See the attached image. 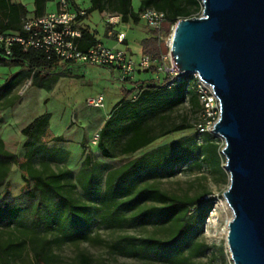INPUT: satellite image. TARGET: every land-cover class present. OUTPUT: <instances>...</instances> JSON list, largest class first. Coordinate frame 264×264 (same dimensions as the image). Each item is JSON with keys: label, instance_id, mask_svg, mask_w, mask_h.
I'll use <instances>...</instances> for the list:
<instances>
[{"label": "rangeland", "instance_id": "1", "mask_svg": "<svg viewBox=\"0 0 264 264\" xmlns=\"http://www.w3.org/2000/svg\"><path fill=\"white\" fill-rule=\"evenodd\" d=\"M20 1L30 15L33 13V0H12ZM78 8L84 10L89 6V0H69ZM140 0H131V7L134 11L138 10ZM60 0H50L45 3L43 14L57 9ZM109 7V6H108ZM201 8V4H200ZM106 11H111L109 8ZM200 12H194L191 17L199 16ZM83 27L88 28L97 40L105 42L107 30L102 12L90 13L82 22ZM117 28L125 29L127 32L129 47L134 52H140L139 41L148 33V26L140 18L137 24L131 22L124 23L120 20ZM170 33V30L169 32ZM165 34L164 37H167ZM162 42L163 51H168V46ZM166 50V51H165ZM83 67H58L56 72L66 74L61 78L54 91L49 93L53 99L51 102H41L35 105H26L23 97L30 88V81H24L16 88V103L13 107L0 109V135L4 140L5 148L15 153L21 160H26L27 154L32 149L24 145L25 137L20 133V129L30 119L25 111L33 108L34 115L43 112L51 113L50 130L55 135L63 136L64 140L56 141L52 139L53 134L49 131L41 137L40 143L43 150L29 159V163L36 168L44 167L49 170H61L69 168L71 173L65 180V191L77 202L86 204L91 214V219L86 229V238L74 241H58L49 244L42 252L41 258L35 254L33 243L27 240L25 233L17 227H0V244L18 243L21 239L26 242L17 248L8 249L7 252H0V264H178V260L161 262L148 259H141L118 253L112 248L113 244H126L124 236L132 235L136 237H154L159 239H170L175 236L179 227L183 223V211L174 215L169 221L163 224H144L133 223L129 219L132 210L113 212L112 198L104 197L103 188L106 173L109 169L116 168L127 160L140 154L149 152L160 146L171 144L172 149L182 147L185 144H201L204 146V153L196 159L188 162H179L175 166L155 168V170L143 172L135 179V188L144 185H153L173 197L192 200L199 199L197 204L189 209L191 219L189 224H194L189 236L188 243L178 254L187 264H229V252L226 243L227 222L231 217V211L223 197V191L229 183V175L224 167V156L221 153L224 141L221 137L214 135L212 142L217 145V156L212 158L205 149L206 140L203 134L196 128L198 121V109L187 101L179 103L173 107H165L148 117V122L159 132L173 125L186 123L190 127L181 132H175L161 136L149 145L137 150L136 152L125 155L119 153V147L123 138L105 139L106 146L111 154L105 157L101 154L97 146L98 128L92 127V132L84 133L83 142L78 139L81 133L86 131L77 123V116L74 112L70 115L59 114L54 108L61 107H86L85 100L89 96L102 94L104 96V108L101 111L111 109L112 105L119 101L123 96V89H132L130 82L120 81L117 71L108 70L98 65H85L83 75L78 74V70ZM141 71V70H140ZM139 71V73H140ZM139 78L138 76H136ZM139 80V79H137ZM136 82V80H134ZM140 84V80L137 82ZM36 93V97L45 95V90L31 88ZM29 92V91H28ZM132 101V95L129 97ZM87 109H94L88 108ZM25 110V111H24ZM74 118L75 121H72ZM67 121V124H65ZM73 127L71 128V126ZM85 154L91 157V164L95 167L94 185L95 192L88 195L80 186L79 168ZM21 171L15 162L10 163V172L5 179V185L12 195H17L27 189L31 182L25 183L21 177ZM70 184H75L71 188ZM3 189V185L0 190ZM154 201L146 200L141 202L136 209L150 206ZM211 207L201 222L204 206ZM110 213L120 216L119 221L110 217ZM107 219H106V218ZM62 232L57 228L49 229L39 236L51 239L61 235ZM200 244L207 245V249L197 253ZM83 255L87 260L83 259Z\"/></svg>", "mask_w": 264, "mask_h": 264}, {"label": "trees", "instance_id": "2", "mask_svg": "<svg viewBox=\"0 0 264 264\" xmlns=\"http://www.w3.org/2000/svg\"><path fill=\"white\" fill-rule=\"evenodd\" d=\"M50 0H33V13L35 16L43 15L45 3ZM109 6V7H108ZM78 14L75 25L80 31V36L75 38L78 47L86 50L98 41L94 34L81 22L92 12H103L109 8L114 13L120 14V20L137 24L140 20V12L151 7L162 11L165 14V23L161 32L148 29L146 36L140 39V54L150 55L160 59L164 53L163 44L159 41V35L168 34L171 25L180 18L191 17L194 12H200V0H140L138 10L131 7V0H89V6ZM27 9L19 1L0 0V32L7 34L20 33L21 23L26 18ZM6 30H12L6 32ZM24 35V34H23ZM101 43V42H100ZM166 51V50H165ZM0 65L14 67L20 70L9 75L0 84V109H5L15 103V98L10 94L13 88L23 79H30V85L50 89L53 83L63 74L55 72L60 61L54 57H46L41 49L28 48L25 50L19 42H12L9 54L0 52ZM138 81L135 83L137 84ZM139 92L132 100H126L127 96L135 91L132 88L123 95L122 99L114 106L113 112L104 121L101 130L98 132L97 146L105 157L111 156L105 139L123 138L119 153L129 155L149 145L157 138L175 132H181L189 128L186 123L173 125L169 128L155 132V129L148 122V117L165 107H173L187 101L189 104L200 110V103L194 86V79L191 75H185L179 82L168 86L166 78L141 80L137 84ZM50 114L43 112L33 118L21 130L26 138L24 145L32 149L27 154L26 160H21L15 153L8 151L0 138V227H17L26 235L27 240L33 243L35 254L41 258V252L51 243L58 241H74L85 239V234L91 214L86 204L77 202L71 195L66 193L65 180L71 173L69 168L61 170H49L33 167L29 159L38 150H43V144L39 141L46 132ZM207 141L205 149L214 158L217 156V145L212 142L214 134L203 132ZM52 139L61 141L62 136H53ZM39 142V143H38ZM83 142V139L81 143ZM204 146L201 144H185L182 147L172 149L171 144L160 146L149 152L135 156L122 165L109 169L104 180V197L112 198L113 212L129 211L132 213L129 219L133 223L163 224L174 217L175 214L183 211V223L175 236L170 239H159L150 236L136 237L124 236L126 244L116 243L112 245L118 253L134 256L141 259H148L161 262L178 260V264H187L178 258V254L188 243L187 237L194 224H189L191 216L189 209L197 204L199 199L183 200L162 191L153 185H144L135 188V179L140 174L153 171L155 168L175 166L179 162H188L196 159L204 153ZM15 162L25 183L31 182L30 186L17 195H12L5 185V179L10 172V163ZM95 167L91 164V157L85 154L79 168L80 186L88 195L94 194V172ZM71 188L75 184H70ZM146 200L154 201L153 204L137 210V206ZM210 205L204 206L201 222L204 219ZM110 217L119 221L120 216L110 213ZM106 218V217H105ZM107 219V218H106ZM57 228L61 235L47 239L39 235L49 229ZM26 242L21 239L18 243L7 242L0 244V252H7L8 249L17 248ZM207 245L200 244L197 253L207 249ZM87 260L85 255L82 256Z\"/></svg>", "mask_w": 264, "mask_h": 264}, {"label": "water", "instance_id": "3", "mask_svg": "<svg viewBox=\"0 0 264 264\" xmlns=\"http://www.w3.org/2000/svg\"><path fill=\"white\" fill-rule=\"evenodd\" d=\"M200 4L199 16L174 24L169 56L179 74L208 83L220 103L211 132L224 141L233 264H264V0Z\"/></svg>", "mask_w": 264, "mask_h": 264}, {"label": "built area", "instance_id": "4", "mask_svg": "<svg viewBox=\"0 0 264 264\" xmlns=\"http://www.w3.org/2000/svg\"><path fill=\"white\" fill-rule=\"evenodd\" d=\"M79 13L82 14L83 11H77L69 0H60L57 9L40 16L26 17L20 26L24 35L0 32V52L4 50L6 54H9L10 45L16 41L25 50L28 48L41 49L46 57L54 56L60 62L110 67L117 71L120 81L130 82L132 88H135V93L132 94L133 99L139 92L137 84L134 82L136 69L151 70L157 76L156 78H166L168 86L179 82L184 76L179 74L181 72L172 65L169 51L160 54V59L147 54L141 55L138 59H133L125 48L121 46L108 47L100 42L93 44L86 50H81L75 41V38L80 36L79 29L75 27L78 24L76 17ZM102 16L109 32L115 33L117 44H121L125 39V32L114 30V27L120 22V14L103 11ZM140 18L148 28L157 30L159 33L166 20L164 12L151 7L142 10ZM174 24L171 25L167 37L159 35V41H164L168 49ZM191 76L194 79V86L200 103L196 128L200 133L211 132L220 114L219 100L212 87L204 82L197 73H193ZM85 104L88 107L101 108L104 106V97L102 94L89 96L86 98ZM95 139L98 140V136ZM229 264H233L230 252Z\"/></svg>", "mask_w": 264, "mask_h": 264}, {"label": "crops", "instance_id": "5", "mask_svg": "<svg viewBox=\"0 0 264 264\" xmlns=\"http://www.w3.org/2000/svg\"><path fill=\"white\" fill-rule=\"evenodd\" d=\"M12 1V0H11ZM13 2H16V1H13ZM20 2V1H19ZM70 3L74 6V8L75 9H77L76 7H75V4L72 2V1H70ZM87 8V7H86ZM31 16H35L34 15V13H31L30 15L28 14V13H26V15H25V17H31ZM126 29V28H125ZM125 29L123 30V29H120V28H117L116 26L114 27V30H116V31H123V32H125V39L123 40V42L121 43V44H117V41H116V38H115V33H110L109 32V30H107V36H108V38H106L105 40V42H101L102 44H104L105 46H108V47H113V46H121V47H123V48H125L126 50H127V52H128V54L133 58V59H138L140 56H141V54H140V52H134L132 49H130V47H129V42H128V37H127V32L125 31ZM9 32L10 31H12V30H8ZM7 30H6V32H8ZM147 35V34H146ZM145 35V36H146ZM97 36L95 35V38H96ZM98 38V37H97ZM96 38V39H97ZM143 38V37H142ZM79 66H85L84 64H78V63H69V62H60V65H58L57 66V68L58 67H66V68H70V67H72V68H74V67H79ZM83 67H81L79 70H78V74L80 75V76H82L83 75ZM101 67H103V68H106V69H108V70H110L111 68L110 67H107V66H101ZM56 69V68H55ZM18 70H20V68L19 67H17V66H14V67H8V66H1L0 65V84L1 83H3V81L9 76V75H11V74H13V73H15L16 71H18ZM141 70V71H140ZM55 71V70H54ZM111 71V70H110ZM139 71H140V73H139ZM56 72V71H55ZM63 75L62 76H60L54 83H53V85H52V87L50 88V89H44V88H39V87H35V86H33V85H30L29 87L30 88H28V90H27V93L25 94V96L23 97V100H24V103L26 104V105H30V107L32 106V105H35L36 103H41V102H51V99H53V97H51L50 95H49V93H51V92H53L54 91V89H55V87H56V85H57V83H58V81L61 79V78H63L64 76H66V74H64V73H62ZM136 76H138L139 78H137ZM157 76H155V73H153L151 70H146V69H136L135 71H134V80H136V81H141V80H147V79H157L156 78ZM163 77H161V79H162ZM137 79H139V80H137ZM26 80H29L30 81V79L29 78H27V79H23L22 81H20L14 88H13V90L10 92V94L9 95H11V96H13L14 98H15V103H16V88L17 87H19L24 81H26ZM36 88V89H42V90H45L46 91V93H45V95H43V96H41V97H36L37 95H36V93H34V92H32V91H30L31 90V88ZM29 91V92H28ZM128 90H124L123 89V95H125L126 94V92H127ZM133 93H135V91H133L131 94H129L128 96H127V98H126V100H129V97L133 94ZM104 97V96H103ZM123 97V96H122ZM122 97L119 99V101L122 99ZM119 101H117V102H115L113 105H112V107H111V109H109V110H107V111H101L100 110V108H94V109H87L86 107H88V106H86V104H85V106L86 107H74V106H72V107H68V106H63V107H61V101L60 100H58V105L60 106L59 108H54V110L55 111H57V113L59 114V118H61L62 117V115H70V114H72V112H74L75 114H76V116H77V123H78V125H81V126H79V127H82L83 129H85L86 131H83L82 133H81V137H80V139H78L80 142L82 141V139H83V137H84V133H91L92 132V125L93 126H95L96 125V127L98 128L97 130L98 131H100L101 130V128H102V126H103V123H104V121L110 116V114L113 112V108H114V106L119 102ZM15 103L11 106V107H13L14 105H15ZM30 107H29V109H27L26 111H25V114H26V116L27 115H29V117H30V119H29V121L25 124V125H27L33 118H35L36 116H38L39 114H41V113H39V114H37V115H34L35 113H34V111H32L33 110V108H31L30 109ZM105 107V104H104V106L103 107H101V108H104ZM88 108H92V107H88ZM49 114H50V117H49V121H48V125H47V128H46V132L44 133V134H46L47 132H51V130H50V122H51V113L50 112H48ZM72 121H75L74 120V118H72ZM65 124H67V121H66V123ZM24 125V126H25ZM24 126H22V128L24 127ZM73 127V125L71 126V128ZM21 128V129H22ZM20 129V130H21ZM21 133V132H20ZM52 134H53V136H60V135H55L53 132H51ZM44 136V135H43ZM24 137V136H23ZM0 138L2 139V141H3V143H4V140H3V138L1 137V135H0ZM62 140H64V138H63V136H62ZM61 140V141H62ZM39 143V142H38ZM128 161V160H127Z\"/></svg>", "mask_w": 264, "mask_h": 264}]
</instances>
